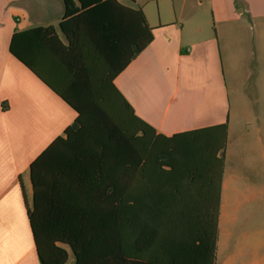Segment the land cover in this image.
Masks as SVG:
<instances>
[{
	"label": "trees",
	"instance_id": "obj_1",
	"mask_svg": "<svg viewBox=\"0 0 264 264\" xmlns=\"http://www.w3.org/2000/svg\"><path fill=\"white\" fill-rule=\"evenodd\" d=\"M64 3L68 45L54 37L52 55L69 74L90 63L106 66L110 83L55 86L38 71L43 55H33L35 42L45 46L55 29L12 36L11 55L77 113L30 165L32 205L25 200L40 263L216 264L227 123L156 135L112 83L154 39L144 12L117 0ZM110 4L138 17L142 28L140 40L117 35L114 54L107 53L110 25L92 22L107 17ZM94 33L104 51L92 44ZM125 45L132 54H122Z\"/></svg>",
	"mask_w": 264,
	"mask_h": 264
},
{
	"label": "crops",
	"instance_id": "obj_2",
	"mask_svg": "<svg viewBox=\"0 0 264 264\" xmlns=\"http://www.w3.org/2000/svg\"><path fill=\"white\" fill-rule=\"evenodd\" d=\"M117 1L141 9L154 34L151 44L112 80L135 114L153 127L156 135L168 137L228 125L220 226L233 203L238 211L240 199L255 198L252 187L242 197L236 185L253 184L261 172L253 158L258 141L261 145L257 151L264 162V125L261 128L260 123L261 104L264 113V69L260 62L264 61V0ZM156 7L157 17L153 12ZM206 8H210V15ZM65 12L64 0H0V264H41L25 200L32 205L30 165L52 141L64 135L77 116L11 55L13 34L37 27L55 29L53 36L43 40L45 46L35 42L33 47L34 56L37 51L43 55L38 71L53 85L110 83L106 66L90 63L69 74L55 60L54 37L68 45L60 26ZM105 12L107 17H92V22L96 27L99 21L110 25L107 47L111 52L107 53H115L112 43L117 35L141 39L138 17L115 4L108 5ZM253 25L260 31L252 38L249 29ZM144 34L146 37V29ZM91 41L93 45L99 41L104 51L100 34H92ZM132 51L125 45L122 54L127 56ZM250 58L254 63H248ZM253 76L257 83L247 91L245 81ZM242 99L257 108L241 106ZM72 263L71 257L68 264Z\"/></svg>",
	"mask_w": 264,
	"mask_h": 264
},
{
	"label": "rangeland",
	"instance_id": "obj_3",
	"mask_svg": "<svg viewBox=\"0 0 264 264\" xmlns=\"http://www.w3.org/2000/svg\"><path fill=\"white\" fill-rule=\"evenodd\" d=\"M208 3V2H207ZM154 15L157 17L158 8H154ZM207 14L210 15V8H206ZM248 25H252L247 20ZM260 29L254 28V25L249 29L250 36L253 38L256 32ZM253 59L249 62L254 63ZM260 60V59H259ZM263 64L261 67L264 69V61L260 60ZM252 65V64H251ZM25 73V72H24ZM255 81V76L251 79H246L244 88L251 91V86ZM246 100L242 99L240 102L243 106H251L257 108L253 104L245 103ZM240 104H237V106ZM260 123L261 128L264 125L263 105H260ZM244 119V118H243ZM258 126L260 124L258 123ZM263 136V135H261ZM258 148L254 150V160L258 163L260 173L255 178L253 184H238L236 189L240 190L242 197L248 193V189H254L255 198L249 201L240 199L239 209L237 211L236 203H233L229 214L222 217L219 231V241L217 247V262L216 264H264V162L261 155L258 153L261 142L258 141Z\"/></svg>",
	"mask_w": 264,
	"mask_h": 264
},
{
	"label": "water",
	"instance_id": "obj_4",
	"mask_svg": "<svg viewBox=\"0 0 264 264\" xmlns=\"http://www.w3.org/2000/svg\"><path fill=\"white\" fill-rule=\"evenodd\" d=\"M32 183V182H31Z\"/></svg>",
	"mask_w": 264,
	"mask_h": 264
}]
</instances>
